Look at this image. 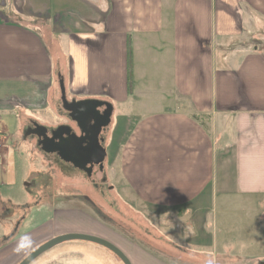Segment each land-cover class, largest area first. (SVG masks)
<instances>
[{"label":"crops","instance_id":"1","mask_svg":"<svg viewBox=\"0 0 264 264\" xmlns=\"http://www.w3.org/2000/svg\"><path fill=\"white\" fill-rule=\"evenodd\" d=\"M60 78L68 101L112 105L104 147L113 190L161 224L157 237L146 229L147 240L113 236L30 191L37 200L23 206L51 218L21 235L34 239L29 249L85 234L111 242L130 264H264V252L214 254L226 247L216 234L234 229L248 230L246 248L262 247L263 228L252 222L264 198V0H0V112L18 115L30 146L26 129L53 122L29 113L54 114ZM147 88L156 89L153 101ZM0 134V220L12 233L28 215L36 219L29 210L16 225L6 220L16 216L2 198L17 184ZM10 236L0 231V264L19 244ZM99 252L87 264H121Z\"/></svg>","mask_w":264,"mask_h":264},{"label":"rangeland","instance_id":"2","mask_svg":"<svg viewBox=\"0 0 264 264\" xmlns=\"http://www.w3.org/2000/svg\"><path fill=\"white\" fill-rule=\"evenodd\" d=\"M147 89L150 90L147 92V94H149V101H153L156 98V89ZM57 98L58 97H56V99ZM152 104H149L148 108H153ZM142 105L144 106L145 104L143 103ZM53 106L55 115L50 109H47L44 114L29 113V116H32V118H35V120L41 123L45 120L52 121L53 124L51 126L63 123L65 119L62 117L64 111L61 101L58 99ZM164 107H167V105H164ZM18 127V115L15 112H0V131L6 134L7 140L5 144L7 147H10L11 150L8 162L10 168L15 172V181L17 184L11 188V192L8 193L18 195L16 198H13L4 192L5 195L2 201L8 205L9 212L14 213L16 216V218L13 217L11 219L7 216L6 220L8 222L11 220V223L15 224L18 222L19 218L25 216L29 210L31 214L35 215L33 217L36 221H32L30 219L31 217L28 215L24 221L17 223L18 225L15 224L14 232L10 233L9 224L3 223L0 220V231L11 234L8 238L16 236L14 241L16 240L20 244V237L22 234H25V232L29 233L31 230L33 231V228L42 223L41 221H45L49 219V217L51 218L48 212H45L44 215L36 216L40 211L32 210L28 205L23 206V204L34 202L37 199V202L42 203L45 207H49L50 205L57 208L67 207L70 210L82 212L87 218H91L97 223L105 226L109 234L113 236V232H115L123 237L130 236L131 240L138 239L141 241L143 238L147 240L148 238L145 237V233H147L146 229L152 231L151 233L155 235V237L158 236L156 230L159 224H161L159 218L153 215L149 216L148 212L142 209L137 203L131 205V202L120 199L118 194H116L117 192L114 190H108V187L114 186L116 176L113 172V167L109 163L105 162L103 173V177L106 178L105 182H101L99 175L96 176V182L101 184L99 189H101L104 194L100 195L98 190L93 189L90 180L81 172L75 171L69 174L63 171L58 164H54L56 158L48 156L40 151L36 145L35 138L27 135L26 139L31 141V146L26 144L23 141V136L19 133ZM106 134V138H108L109 129ZM31 147H34V152L31 151ZM110 152L109 150L107 151L106 161L110 157ZM30 191L36 194L37 199L34 195L29 194ZM259 202L260 204L256 207V219L252 224L263 228L260 236L262 247L255 249L246 248L242 244L243 240L240 241V239L244 237V233H246V231L248 232V230L244 229V232V230L240 231L239 229H234L229 235L225 234L220 236L216 234L219 240L223 238L224 240L226 239V247L221 251L219 248L216 249L214 254L229 255L230 257L235 256L234 258L238 259V257L241 256H253L254 258L257 253L262 254V252H264V198L259 200ZM238 214L240 219H245L243 214ZM151 227L155 230H152ZM107 238L110 240L109 237ZM29 239L31 242L29 246L18 251L19 244H17L14 251L8 253L7 256L5 255L3 258L4 262L2 263L1 261V263L19 264L24 258L43 244L29 249L34 240L32 236L29 237ZM239 242H241V244ZM218 246H220V244ZM84 249H86V251H84ZM99 251H103L106 253L105 255L112 257L115 261H119L113 253L99 245L84 241H67L47 250L31 264H46L47 260H51L49 264H87V261H95L96 258L101 256V252ZM100 259L104 260L102 257ZM18 261L19 263H16ZM120 263L123 264L122 262Z\"/></svg>","mask_w":264,"mask_h":264},{"label":"water","instance_id":"3","mask_svg":"<svg viewBox=\"0 0 264 264\" xmlns=\"http://www.w3.org/2000/svg\"><path fill=\"white\" fill-rule=\"evenodd\" d=\"M59 89L62 109L76 124L80 136H77L68 126H59L56 130H51V136H49L48 128L37 123L33 124L34 129H27L25 136L35 134L36 145L40 147V151L45 154L56 152L62 160L71 162L77 168L83 169L86 165L92 164L103 166L106 150L103 139H99V136L111 125L112 105L98 99L68 101L61 78ZM67 241H84L99 245L113 253L123 264H130L127 257L114 244L100 237L85 234L56 236L39 246L19 264H30L47 250Z\"/></svg>","mask_w":264,"mask_h":264},{"label":"flooded vegetation","instance_id":"4","mask_svg":"<svg viewBox=\"0 0 264 264\" xmlns=\"http://www.w3.org/2000/svg\"><path fill=\"white\" fill-rule=\"evenodd\" d=\"M62 117L65 119V121L63 123L57 124L55 126L48 127V135L51 136L50 135L51 130H56V128L59 127V126H68V127H70L72 129V131L77 136H80V132L77 129L76 124L73 121H71V119L68 116V113H66L64 111ZM31 128L34 129L33 125H32ZM27 129H29V128H27ZM27 129H26V131H27ZM107 131H108V129L106 131L102 132L100 134V136H99V139H103V142H104L103 145L105 144V142L107 140V138H106L107 137V134H106ZM30 136L35 138L36 142H37V136L35 134H30ZM38 148L40 149V147H38ZM46 155L53 156L54 158H56V160H55L56 162L54 164H58V166L63 171H65V172H67L69 174L73 173L75 171L76 172H81L84 176H86V178H88L90 180V182L92 183L93 189L98 190L100 195H104L103 191L101 189H99L101 184H98L96 182V176L99 175L101 182H105L106 178L103 177V173H104V169H105L106 158L104 160L103 166L92 164V165H86L85 168L80 169V168L75 167L71 162H66V161L62 160L60 158V156L56 152H53V153H50V154H46ZM106 157H107V151H106ZM108 190H110V191L113 190V187L112 186L108 187Z\"/></svg>","mask_w":264,"mask_h":264},{"label":"trees","instance_id":"5","mask_svg":"<svg viewBox=\"0 0 264 264\" xmlns=\"http://www.w3.org/2000/svg\"><path fill=\"white\" fill-rule=\"evenodd\" d=\"M132 65H131V53L130 50L127 54V91L130 93L132 89Z\"/></svg>","mask_w":264,"mask_h":264},{"label":"clouds","instance_id":"6","mask_svg":"<svg viewBox=\"0 0 264 264\" xmlns=\"http://www.w3.org/2000/svg\"><path fill=\"white\" fill-rule=\"evenodd\" d=\"M30 239H29V237H27V236H25V237H22V239H21V242H20V244H19V246H18V251L20 250V249H23V248H25V247H27V246H29L30 245Z\"/></svg>","mask_w":264,"mask_h":264},{"label":"built area","instance_id":"7","mask_svg":"<svg viewBox=\"0 0 264 264\" xmlns=\"http://www.w3.org/2000/svg\"><path fill=\"white\" fill-rule=\"evenodd\" d=\"M2 147H3V139H2V136L0 134V150L2 149Z\"/></svg>","mask_w":264,"mask_h":264}]
</instances>
